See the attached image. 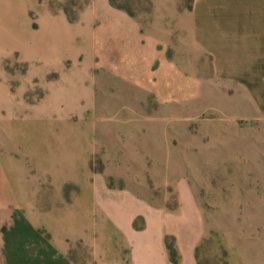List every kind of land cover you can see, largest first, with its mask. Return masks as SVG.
Here are the masks:
<instances>
[{
  "label": "crops",
  "instance_id": "crops-1",
  "mask_svg": "<svg viewBox=\"0 0 264 264\" xmlns=\"http://www.w3.org/2000/svg\"><path fill=\"white\" fill-rule=\"evenodd\" d=\"M153 10L152 22L144 25L110 0L85 2L74 20L64 8H50V0H0V42H10L0 52V115L11 95L4 62L14 59L25 63L33 78L66 66L79 73L94 69L112 83L96 77L93 102L97 89L116 95L134 91L133 104L145 107L152 101L155 116L165 122L167 111L183 107L199 114V98L210 92L216 136L250 127L261 138L264 0H192L185 9L174 0H155ZM205 58L210 77L203 76ZM76 88L86 92L84 84ZM150 116L141 109L143 122ZM130 118L117 116L115 122L126 126ZM85 136L96 141L82 148L81 166L72 158L64 169L56 160L46 169L43 186L30 183L35 204L28 211L21 206L28 191L21 181L12 184L0 160V264H198L196 249L206 224L189 181L165 183L175 192V203L168 206L167 195L157 197L133 177L135 154L149 150L141 135L135 140L130 130L102 125ZM94 156L102 162L98 170L91 165ZM143 158L138 157L142 164ZM66 186H73L71 192ZM51 190L61 203L57 209L47 205L54 200ZM167 239L177 263L169 258ZM5 246L14 250L12 258L4 256Z\"/></svg>",
  "mask_w": 264,
  "mask_h": 264
},
{
  "label": "rangeland",
  "instance_id": "rangeland-1",
  "mask_svg": "<svg viewBox=\"0 0 264 264\" xmlns=\"http://www.w3.org/2000/svg\"><path fill=\"white\" fill-rule=\"evenodd\" d=\"M88 1L50 0V8H64L74 18ZM174 1L180 9L190 7L192 2ZM112 2L144 25L152 22L155 0ZM9 43L0 42V52ZM203 60L206 64L203 76L210 77V59ZM4 70L11 95L0 115V160L12 184L21 181L28 191L29 200L21 204L24 211L35 204L30 183L35 181L43 186L49 165L60 160L65 165L61 168L66 169L67 162L71 164L70 159L74 158L81 166L82 148L96 141L85 136L86 130L102 125L111 131L127 129L136 135L135 140L141 135L142 142L149 147L146 154H135L132 172L136 181L146 182V187L159 198L167 195L163 202L168 206L174 205L175 192L171 184L165 185L167 181L186 178L194 189L206 224V235L198 251L202 264H264V127L261 138L255 137L250 127L240 131L232 128L223 137L216 136L215 124H210V92L199 98V114L192 115L183 107L167 111L165 122L155 116L158 107L152 101L145 107L134 105V91L124 90L116 95L110 89H97L93 102L96 77L108 86L112 83L94 69L79 73L66 66L48 72L43 78H33L30 76L34 73L29 76L25 63L12 59L4 62ZM79 84L85 85L86 92L76 88ZM127 103L134 106L128 107ZM142 108L149 110V122L142 121ZM81 113L90 117L88 122L81 121ZM117 116H131V121L126 126L117 124ZM139 156L147 162L140 163ZM164 161L170 169H164ZM147 164L151 169L146 168ZM91 165L98 170L102 162L94 156ZM72 188L64 187L68 193ZM48 195L54 200L47 205L59 208L61 203L54 192L51 190ZM4 256L12 258L14 250L5 246Z\"/></svg>",
  "mask_w": 264,
  "mask_h": 264
},
{
  "label": "trees",
  "instance_id": "trees-1",
  "mask_svg": "<svg viewBox=\"0 0 264 264\" xmlns=\"http://www.w3.org/2000/svg\"><path fill=\"white\" fill-rule=\"evenodd\" d=\"M110 2L112 3L113 6L118 7V6H116V5L113 4L112 0H110ZM118 8H121V9L127 11L130 15L133 16V14H131L128 10L124 9L123 7H118ZM188 8H190V7H188ZM64 10H65V9H64ZM65 12L68 14V12H67L66 10H65ZM68 17L70 18V20H74V19H75V17L73 18V17L69 16V14H68ZM166 247H167V250H168V255H169L170 260H171L173 263H177V262H178L177 252H176V250H175V248H174V246H173V243H172V241H171L170 239H167V240H166ZM199 247H200V246H199ZM199 247L196 249V258H197V260H198V264H202V263L200 262L199 257H198Z\"/></svg>",
  "mask_w": 264,
  "mask_h": 264
}]
</instances>
